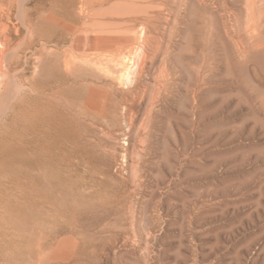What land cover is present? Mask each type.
Instances as JSON below:
<instances>
[{
	"label": "rangeland",
	"instance_id": "rangeland-1",
	"mask_svg": "<svg viewBox=\"0 0 264 264\" xmlns=\"http://www.w3.org/2000/svg\"><path fill=\"white\" fill-rule=\"evenodd\" d=\"M202 1L48 0L109 40L37 25L58 97L47 139L0 129V264H264V0Z\"/></svg>",
	"mask_w": 264,
	"mask_h": 264
},
{
	"label": "bare ground",
	"instance_id": "bare-ground-1",
	"mask_svg": "<svg viewBox=\"0 0 264 264\" xmlns=\"http://www.w3.org/2000/svg\"><path fill=\"white\" fill-rule=\"evenodd\" d=\"M72 1L74 3V0H72ZM204 1H206V0H204ZM204 1H202V2H204ZM250 2H252V0ZM47 3H48V0H0V129H2V127L6 126V125H9L10 122H14L16 120L18 121L21 118H25L27 122H30V123L34 124L37 127V128H34L35 129L34 136L35 137L36 136H38V137L45 136L46 139H47V137L50 136L49 135L50 132L48 133L49 128H47L46 126L48 125L50 127L49 124L52 122V119L54 117L53 116L54 115L53 114V111H54L53 108L54 107L56 108V106H55V104L52 103V101H53L54 97L57 96L56 95L57 93H56V91H54L55 87H53L52 85L49 84V85H46L45 87H40V86L37 85V82L34 79H35V77H36V75L38 73V70L40 68V64L39 63L42 61L44 53L47 50H49V48L51 46L54 45L53 43H56L55 45L59 47L60 44H61V41L62 42L66 41V37H65L66 35L62 36V34H61L62 37H59V39L56 41L55 40L56 33L55 34L53 33L51 35H46V36L44 34H38L37 33V29H36L37 25L39 23H41V22H44L46 25L51 26L53 29H55L56 30L55 32H57V33L60 30L62 31L64 29H66L69 34H72L74 47L76 49H78V50L81 49L83 40H86V42H84V43H87V44L88 43L89 44L92 43L91 44L92 46L93 45L94 46H100V42H101L100 39L103 40V37H105V39H104L105 42H107L109 40L108 36H107V34L109 35V33H106V36H104L105 34H102L100 32H93L91 34L89 32V34L86 35L85 39H84V37H83L84 33L82 31L83 29H81L82 26L80 27V24H81L80 22L83 19L82 15H83V12H85L84 10L86 8H89V7H86L83 10V6L82 5L79 6L80 9L78 10L79 12L77 14H75L76 16L72 15L73 16L72 19L75 22H77L79 25H77V26L75 25V26H71V27H70V25L68 26L67 23H66V21H67L66 19L68 18L69 13H68V16L65 17L67 14H61L60 11H59L60 14H58V15H61V16L58 18L57 22L60 23V26L56 27L54 25L56 22L55 23L52 22V21H56V19L54 17L55 14H53V13L46 14L45 13V11H46L45 9H46V4ZM105 3H106V0H105ZM72 4H71V6H72ZM211 5L213 6V4H211ZM84 6H86V3H85ZM247 6L250 7L249 4ZM49 9H50V7H49ZM51 10H53V9H51ZM246 10H248V13H250L249 9H246ZM256 10H255V7L253 6L252 10H251L252 17L250 19L251 20L253 19L254 22L257 20V18H256ZM203 11H205V9ZM217 11H220V10H217ZM87 16H88V14H87ZM87 16H86V12H85V17H87ZM248 21H250V20H248ZM224 22L226 23V21H224ZM251 24H253V23H251ZM224 25H226V24H224ZM62 33H64V32L62 31ZM226 33H228V32L226 31ZM237 36H238V34H237ZM257 36H258V34L254 38H256ZM67 37H68V35H67ZM111 37H109V38H111ZM224 40H225V38H224ZM239 40L242 42L241 39H239ZM250 42H252V41H250ZM88 47H91V46L89 45ZM94 48H96V47H94ZM237 49H238V47H237ZM140 51H141V49H140ZM142 52H143V50H142ZM137 53H139V55H143L140 52H137ZM238 53H241V52H238ZM64 54H65V58L63 59V61L61 63H58V66H55L56 70H57L56 73L58 74V76L60 78H65L64 77L65 76L64 75L65 72H69L72 69H74L73 68L74 62H73V59H72L73 56L71 57L69 55V53H67V52L64 53ZM137 55L138 54H136V57H137ZM123 56L124 57L122 58V60L118 59L117 57L116 58L114 57V60L119 65L123 64V66L125 68H124V73L121 74V75H122L123 79H125V78L128 79L130 77V75H132L133 69H134L133 67H134V65L137 64V63L135 64V62H137V61H135L134 58L128 57L129 55H123ZM132 57H133V55H132ZM136 57H135V59H136ZM89 59H90V57L88 58V60ZM31 73L33 75H31ZM58 90H60V89H58ZM195 91L198 92V90H195ZM37 100H39V102H41V103H36ZM128 107H129V105H128ZM27 112H31V113H29V116H28ZM58 112L62 113V114H60V116L63 115L62 110H60V111L58 110ZM58 112H56V113H58ZM59 119H60V117H59ZM57 128H59V127H57ZM2 132H3V130H2ZM25 137H27V136H25ZM31 137L32 136H30V138ZM32 138H34V137H32ZM24 142H26V141H24ZM41 147H42V145H41Z\"/></svg>",
	"mask_w": 264,
	"mask_h": 264
}]
</instances>
